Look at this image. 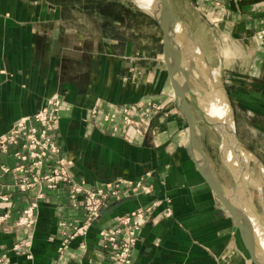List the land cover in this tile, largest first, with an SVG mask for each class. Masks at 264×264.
<instances>
[{"label":"crops","instance_id":"crops-1","mask_svg":"<svg viewBox=\"0 0 264 264\" xmlns=\"http://www.w3.org/2000/svg\"><path fill=\"white\" fill-rule=\"evenodd\" d=\"M206 2L202 13L212 18L215 38L204 49L221 70L239 139L264 168V0ZM54 95L63 96L55 126L75 181L89 189L144 176L153 189L109 203L62 250L63 232L83 222L84 196L74 200L69 184L22 189L17 180L31 172L2 173L0 256L9 264H109L103 232L154 199L160 202L140 231L131 264H253L235 219L192 157L188 124L164 61L163 33L149 11L135 0H0V137L18 121H30ZM138 101L163 105L144 134L112 135L90 114L93 107L112 111ZM202 144L224 183L203 133ZM0 161L17 165L10 154ZM35 200V225L20 226L22 211ZM24 240L31 241L30 256L24 247L14 249Z\"/></svg>","mask_w":264,"mask_h":264},{"label":"built area","instance_id":"built-area-1","mask_svg":"<svg viewBox=\"0 0 264 264\" xmlns=\"http://www.w3.org/2000/svg\"><path fill=\"white\" fill-rule=\"evenodd\" d=\"M263 35L264 31L260 37ZM62 99L61 95L50 97L46 106L30 121H18L13 131L0 137V159L10 154L17 160V165L13 168L0 161V176L8 172H20L21 174L31 172V178L25 177L17 180L22 189H27L34 183L42 184L47 190L56 189L61 184H69L71 197L74 200L77 201L79 195L84 196L83 222L71 231L63 232V250L68 247L76 235L87 232L91 224L100 216L102 209L109 203L139 194H147L152 191L153 185L144 176L131 181L118 180L112 185L102 183L89 189L75 181L70 168L61 158L63 147L55 126L58 120L56 108ZM162 109L163 106L155 101H138L119 105L112 111L93 107L90 114L92 119L100 118L103 130L112 135L126 137L131 131L137 134H144L148 131L152 119ZM45 168L49 170L45 171ZM43 196L44 194L40 193L37 198L40 199ZM159 202L160 199H154L148 205L140 206L132 212L118 216L115 225L103 232V239L109 244V264L133 263L134 247L141 238L140 231ZM38 206L37 200L30 203L22 211L17 221L18 224L24 227L34 226ZM171 214L172 209L169 205L165 209V215ZM20 243L16 244L14 249L24 252L22 250L24 247L25 252L30 256L27 250L31 247V241L24 240L22 245ZM0 264L9 263L4 256H0Z\"/></svg>","mask_w":264,"mask_h":264},{"label":"water","instance_id":"water-1","mask_svg":"<svg viewBox=\"0 0 264 264\" xmlns=\"http://www.w3.org/2000/svg\"><path fill=\"white\" fill-rule=\"evenodd\" d=\"M163 33L164 61L170 78L174 99L180 113L185 117L189 129V148L199 172L208 185L216 193L222 204L235 219L244 244L246 245L253 264H264V244L259 241L260 235L256 228L255 216L247 209L246 205L251 201L246 198L247 186L251 184V175L248 178L244 173L248 169V159L252 158L258 166L261 182L260 189L264 197V168L257 155L239 139L234 126V113L228 98L226 88L219 77L215 82L212 65L200 44L192 37L187 24L179 18L170 3V0H153L150 12ZM199 48L200 53H196ZM184 49L186 54L184 55ZM198 56V57H197ZM197 57L206 66L208 76L212 84L218 87L224 94V98L230 108L231 120L228 123L219 119L210 118L206 110L200 107L198 97L193 93L190 85L189 63ZM199 111L203 118L213 126L222 136L223 153L228 168L232 170L235 182L229 187L222 183L215 175L210 159L204 151L202 144V131L198 123L196 112ZM229 151L231 154L229 155ZM237 160L235 168L227 158ZM230 161V160H229ZM247 202V204H246ZM255 211V209H254ZM258 220L257 218H255ZM259 221V220H258ZM264 231V222L259 221Z\"/></svg>","mask_w":264,"mask_h":264},{"label":"rangeland","instance_id":"rangeland-1","mask_svg":"<svg viewBox=\"0 0 264 264\" xmlns=\"http://www.w3.org/2000/svg\"><path fill=\"white\" fill-rule=\"evenodd\" d=\"M210 1L213 2L216 0H210ZM170 3L172 5L175 14L187 24L188 28L190 29L192 37L200 44L202 51L207 57L206 54L207 50H205L204 48L207 49L210 47L211 41L214 40L215 36L210 30V26H211L210 21L212 20V18L211 17L208 18L202 13L203 11L202 7L203 8L205 7L203 4L206 5L207 3L206 0H170ZM185 54L186 51L184 49V55ZM207 59L209 62L211 61L209 57H207ZM216 68L220 73V79H221L222 76L221 70L217 66ZM189 70L191 77L190 80L191 89L193 93L198 97L200 107L206 110L208 109V106L210 105V102L212 100V93L214 89L213 84L209 79L207 70L201 64L200 60H194V61L191 60L189 63ZM210 107L212 108L211 105ZM195 112L199 126L203 133V138L205 140L206 151L210 155L214 170L217 173L218 177L225 184L231 187L234 184L235 179L232 170L230 168H227L228 166L226 165V161L223 153L224 150L222 147V139L220 135L216 132L217 130L209 123H207V121L203 118L201 113L196 109ZM251 159L252 158L248 159V163H247L248 169H246V173H244V175L246 176L247 174L252 176V182L250 184L251 188L248 185L247 188L249 190L245 193L246 198H248L251 201V203H249L248 205L246 202L247 204L246 207L255 216V218H257L260 222H264L260 214L254 211V209L257 207L258 211L260 209L262 214H264V205L259 192V188H260L259 182H261V176L259 171H257L255 162ZM260 228L262 229V227Z\"/></svg>","mask_w":264,"mask_h":264},{"label":"bare ground","instance_id":"bare-ground-1","mask_svg":"<svg viewBox=\"0 0 264 264\" xmlns=\"http://www.w3.org/2000/svg\"><path fill=\"white\" fill-rule=\"evenodd\" d=\"M143 9L151 12L152 11V3L153 0H135ZM196 53H200L199 48L196 49ZM198 57V56H197ZM197 57H195V60H199ZM201 62V61H200ZM201 64L206 68L205 64L203 62H201ZM212 74H213V78L215 79V82L219 81V77H220V73L218 71L217 68L212 69ZM210 79V77H209ZM211 81V80H210ZM213 89V93H212V100L210 102V105L212 106V108L210 107V105L208 106V109H206V112L208 113L210 118H215V119H219L220 121H224V123H228V121L231 120L230 117V108L228 103L226 102L225 98H224V94L223 92L216 86H214ZM211 93V92H210ZM208 103V102H207ZM202 104V103H201ZM208 105V104H207ZM212 111H211V109ZM232 122V120H231ZM231 154V151H229V155ZM227 160L231 163V165L235 168L238 164L237 160L235 159H231L230 157L227 158ZM248 175V174H247ZM249 190V189H248ZM247 190V191H248ZM252 192V191H251ZM252 194V193H251ZM251 196V195H250ZM252 197V196H251ZM253 205V204H251ZM255 207V206H254ZM258 209V208H257ZM257 212V210H256ZM264 220V219H263ZM254 222L256 225V228L258 230V235H260V244L263 245L264 244V231L262 232V229L260 228V224L259 221L256 220L254 218Z\"/></svg>","mask_w":264,"mask_h":264},{"label":"flooded vegetation","instance_id":"flooded-vegetation-1","mask_svg":"<svg viewBox=\"0 0 264 264\" xmlns=\"http://www.w3.org/2000/svg\"><path fill=\"white\" fill-rule=\"evenodd\" d=\"M185 118V117H184Z\"/></svg>","mask_w":264,"mask_h":264}]
</instances>
